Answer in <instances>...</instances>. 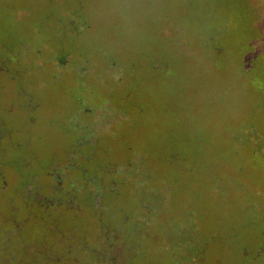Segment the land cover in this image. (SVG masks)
Here are the masks:
<instances>
[{"label": "rangeland", "instance_id": "obj_1", "mask_svg": "<svg viewBox=\"0 0 264 264\" xmlns=\"http://www.w3.org/2000/svg\"><path fill=\"white\" fill-rule=\"evenodd\" d=\"M129 136L136 160L107 156ZM0 139L20 148L0 162L12 222L36 233L0 264H122L107 241L123 264H264V0H0ZM49 168L64 203L20 211Z\"/></svg>", "mask_w": 264, "mask_h": 264}, {"label": "flooded vegetation", "instance_id": "obj_2", "mask_svg": "<svg viewBox=\"0 0 264 264\" xmlns=\"http://www.w3.org/2000/svg\"><path fill=\"white\" fill-rule=\"evenodd\" d=\"M89 112H91V110L85 108L81 112L82 118L87 119V120H89V119L92 120L93 116L91 115V113H93V112H91V113H89ZM28 123L30 125H32L34 123V120H31V118H30ZM55 125H57V124H53V126H55ZM55 129H56V131L51 135H54V134L58 135V128L56 127ZM38 131H40V129H38ZM100 132H102L100 128L98 129V132L95 129V133L97 136L99 135ZM68 134L72 135L71 133H68ZM44 135H45V139L47 141L46 145L48 144V146H51L54 144V147H57V145L51 140V135L48 137V139H47V136L45 133H44ZM99 141H100L99 138L98 139L97 138L93 139V137L87 138V139H84L79 144L78 148L81 150L83 147L92 146ZM0 143H1V139H0ZM19 143L21 146L22 143L21 142H19ZM12 147L15 148V150H20V148L18 146H15V145H13L11 147L10 146H3L2 144L0 145V162L5 156H7L10 153V151H11L10 149ZM40 147H45V145L42 143L40 145ZM19 155H20V153H19ZM79 155L83 161H85L89 164L93 163L97 158V155L93 154V152L90 154H84V155L79 153ZM2 168H3V165H0V192H2V193H0V232L3 231V236H0V243L3 244V246L5 248L4 252L6 254H10V252L8 251V247H10L11 244L12 245L18 244L22 248V252H25L26 251L25 249H27V247L24 246L22 242L25 239L31 240V236H34L36 233L33 232L32 230L30 232H28L26 235H22V234L17 233L19 230V227L17 228L18 224H16L15 222H12L13 219L11 216V210H13L15 208H12L11 204L9 203L8 197H9L10 193H6L7 188H8V182L4 180V177L2 174V171H3ZM52 170H51V168H49L47 173H45V176L47 178V182H49L45 185L48 187V191H49L48 194L50 195L49 197H47L43 193L44 186L43 185L39 186L38 182L40 181V176H31V175L27 176V179H28L27 184H25L24 187L21 190H19L20 203L17 204V206H18V209L20 211L27 210L30 213V209H32L36 212L37 215H40V217H42V218H49L50 216L51 217L54 216V215L52 216V214L50 213V207L54 206V205H61L62 203H64V201L61 197L59 199H55V196H58L57 194L61 193V191L64 190V183H63L62 177L57 175V174H53ZM82 174L85 175V177L89 176L90 184H89L87 179L85 180L87 185L97 186L98 179H97V176L95 173L92 174L87 169H82ZM54 175H55V177H54ZM14 178H16V173H13L10 175L11 180ZM14 191L17 192L16 190H14ZM67 194H70V192ZM86 198L90 200V208H91L92 212H94L97 215H100V213H101L100 209L104 205V199H101V195H100L99 191H94V190L90 191L89 196H87ZM68 206L71 209L76 207L74 200L72 198H68ZM23 207H24V210H23ZM69 213L70 212L67 213L68 216H69ZM59 214H60V217L64 216L63 210H61V212H59ZM82 215L83 214L78 213L76 215V217L71 218V222L78 221ZM54 219L57 220L58 217H54ZM23 220L24 221H22V225H24L28 222L27 218H24ZM2 221L12 222L14 229L13 228L9 229V231H11L10 233L8 231H5L6 225H2ZM95 233H96V231H95ZM137 234H138V231L137 232H131L128 236L129 239L131 238L133 240V243L136 240H138L139 236ZM117 239H118V237H116V240ZM129 239H127V240L129 241ZM117 243H118V241H115L114 243H113V241H111V243L107 241L106 245H103L102 247L108 248L112 254L113 253L118 254V256H119L118 258L120 259V262L123 264L124 258L121 256L122 255L121 248H119L116 245ZM35 245L37 246V243ZM119 246H120V244H119ZM115 258L116 257H114V256H111L109 258L110 264H115L117 262V258L116 259ZM119 259H118V261H119ZM4 260H7V258L4 257Z\"/></svg>", "mask_w": 264, "mask_h": 264}, {"label": "trees", "instance_id": "obj_3", "mask_svg": "<svg viewBox=\"0 0 264 264\" xmlns=\"http://www.w3.org/2000/svg\"><path fill=\"white\" fill-rule=\"evenodd\" d=\"M109 107V105H107V113H114V112H112L111 111V107L110 108H108ZM128 113V112H127ZM117 114H122V113H117ZM122 115H124V114H122ZM127 115V114H126ZM148 128H151L150 126H147ZM148 128H144L145 129V131L146 130H148ZM128 134H130V132H128ZM130 137V138H129ZM128 137V145L127 146H123V145H121V146H118V145H113L114 143L112 142V141H110V139L108 138L107 139V144H111L112 146H113V151H111V153L110 154H108L109 152H107V156H109L111 159H114V161L117 159V158H122L123 156H124V154H123V147H125L126 149H125V154H129V155H132V157L134 158V160H136L137 159V155H139V153L138 152H136V151H138V148H137V144H135V143H132L130 140H132V136H129ZM115 140H116V137H115ZM152 150H155L153 147H151V150H150V152H149V154L150 153H152ZM147 152V151H146ZM156 152H159V151H157V150H155V153ZM144 154V153H143ZM133 158H131V159H133ZM108 161V160H107ZM110 161V160H109ZM146 164V163H145ZM146 166H147V164H146ZM159 166H161V164L159 163V165H158V168H159ZM137 182V181H136ZM136 185H138L137 183H136ZM136 187V186H135ZM177 236V235H176Z\"/></svg>", "mask_w": 264, "mask_h": 264}]
</instances>
